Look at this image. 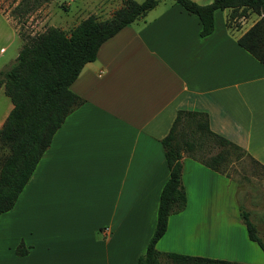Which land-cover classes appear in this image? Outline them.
Listing matches in <instances>:
<instances>
[{
    "label": "crops",
    "instance_id": "1",
    "mask_svg": "<svg viewBox=\"0 0 264 264\" xmlns=\"http://www.w3.org/2000/svg\"><path fill=\"white\" fill-rule=\"evenodd\" d=\"M91 5L75 24L90 14L108 18L122 1ZM229 14L215 11L213 31L202 36L195 14L173 0H158L102 43L70 85L81 104L53 134L13 207L1 215L0 264H138L169 177L161 140L178 110L205 112L213 132L264 166V65L237 43L259 16L248 13L253 22L238 19L228 27ZM21 44L0 10V65L9 55L15 58ZM11 108L10 101L0 127ZM181 180L185 208L169 216L156 249L243 262L214 256V249L228 248L236 236L252 241L231 180L187 155ZM247 214L264 243V209ZM19 246L24 254L17 253Z\"/></svg>",
    "mask_w": 264,
    "mask_h": 264
},
{
    "label": "trees",
    "instance_id": "2",
    "mask_svg": "<svg viewBox=\"0 0 264 264\" xmlns=\"http://www.w3.org/2000/svg\"><path fill=\"white\" fill-rule=\"evenodd\" d=\"M48 1L50 0H20L16 8L24 7L17 19ZM121 1L123 4L110 17L99 19L90 14L69 30L48 26L33 34L18 31L22 44L17 56L8 66L0 69V86L4 87V93L12 103V108L0 127V147L7 149V153L0 158V214L13 207L49 146L53 134L66 116L81 104L82 99L70 90V85L82 67L95 60L99 47L106 39L143 17L158 2ZM173 1L199 18L202 36L213 31L214 12L217 10L230 9L226 21L228 27L248 13L258 15L259 18L237 38V43L264 65V0H212L208 4H198L193 0ZM161 143L169 177L159 194L152 236L145 252L138 257V263L161 264L162 257L171 259L175 264L233 263L222 259L160 252L156 249V242L166 232L169 216L182 211L186 205V193L181 180L183 156L187 155L224 174L222 165L227 162V158L223 148L244 150L213 132L205 112L193 110L177 111L172 126ZM216 145L221 147L220 151L211 153ZM239 212L249 239L256 242L264 253V243L248 219L247 212L241 206ZM16 251L24 254L26 249L19 246Z\"/></svg>",
    "mask_w": 264,
    "mask_h": 264
},
{
    "label": "rangeland",
    "instance_id": "3",
    "mask_svg": "<svg viewBox=\"0 0 264 264\" xmlns=\"http://www.w3.org/2000/svg\"><path fill=\"white\" fill-rule=\"evenodd\" d=\"M19 1L20 0H0V10H2L11 21L17 33L21 30L31 34L41 32L48 26H57L69 30L78 20L87 14L88 8L92 6V0H52L44 3L41 7L28 14L20 15V19L18 20L19 12H21L24 7H20V9L16 8ZM63 4L66 6V9L62 7ZM98 11L99 10L96 11L97 15ZM253 15L254 14L246 16L240 20H244L245 23L253 22V20H251L254 17ZM21 20L23 22H19ZM236 23L234 25H236ZM13 50L14 48H12L9 53L12 54ZM9 56L5 62H2L0 69L8 66L15 59H10ZM8 103H10V100L4 94L3 89H1L0 119L4 116ZM220 149L221 147L216 145L211 153L220 151ZM223 150L225 151L227 162L223 163L222 170L224 175L231 180L233 186L237 190V198L240 201L239 206L246 212L264 209V167L250 157L245 151L233 149L232 147H225ZM6 153L7 149L3 146L0 147V158ZM1 215L2 214H0V227L2 226ZM236 237L237 242L230 245L228 248L214 249V256H236L243 260V262H233L231 264H250V262L253 264H261L264 261V253L256 242L239 241L238 236ZM209 252L210 251L206 250L200 251L201 254H210ZM161 264L175 263L167 257H162ZM187 264L196 263L189 262Z\"/></svg>",
    "mask_w": 264,
    "mask_h": 264
},
{
    "label": "bare ground",
    "instance_id": "4",
    "mask_svg": "<svg viewBox=\"0 0 264 264\" xmlns=\"http://www.w3.org/2000/svg\"><path fill=\"white\" fill-rule=\"evenodd\" d=\"M52 1V0H51ZM123 4V3H122ZM248 16V15H247ZM94 61V60H93Z\"/></svg>",
    "mask_w": 264,
    "mask_h": 264
}]
</instances>
